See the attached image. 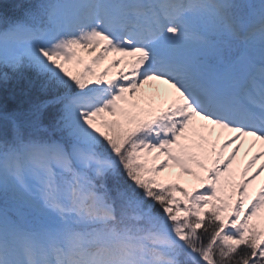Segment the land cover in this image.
<instances>
[{"label":"snow or ice","instance_id":"1","mask_svg":"<svg viewBox=\"0 0 264 264\" xmlns=\"http://www.w3.org/2000/svg\"><path fill=\"white\" fill-rule=\"evenodd\" d=\"M14 8L0 85L39 83L0 96V264H264V0Z\"/></svg>","mask_w":264,"mask_h":264},{"label":"rangeland","instance_id":"2","mask_svg":"<svg viewBox=\"0 0 264 264\" xmlns=\"http://www.w3.org/2000/svg\"><path fill=\"white\" fill-rule=\"evenodd\" d=\"M85 58L87 59L86 55H85ZM99 70L100 69H97V71H99ZM5 71H9V75H13L10 72V70H5ZM31 72L32 71L25 72L24 76L25 77H29ZM32 73H35V72H32ZM35 75H36V73H35ZM211 139H212V143H214L216 145V151L218 153L219 150H220V145H222V144L221 143H217V141H221V139L218 140L215 137H212ZM227 152H225V154H224L225 160L228 157L226 155ZM201 158H202V160L205 163L207 168L213 167V161L215 159L214 155H212L211 153H209L208 155L201 154ZM238 169L239 168H238L237 164L233 163L230 175H234L235 176L236 183H241L242 180L244 179V178H242L243 170H238ZM194 171L198 172L200 175H206V172L203 169L195 168ZM177 177H182V173L180 172V170L178 168L170 169L169 172L164 174V178H167L169 181L177 180ZM178 182L181 183L182 186L184 188H186L189 192H193L194 194L197 191H203L204 190L203 188H201L199 186V182L195 178H192V177H182V179H180Z\"/></svg>","mask_w":264,"mask_h":264},{"label":"trees","instance_id":"3","mask_svg":"<svg viewBox=\"0 0 264 264\" xmlns=\"http://www.w3.org/2000/svg\"><path fill=\"white\" fill-rule=\"evenodd\" d=\"M27 2H35V0H0V13L8 16H16L19 12L15 10L14 5ZM29 81L39 83L35 73L31 72L29 77H25L19 83L17 82V78L13 76V79L6 85H0V96L4 97V102L7 107L11 108L15 106L16 100L12 99L13 95L16 96V99H19V93L22 89L27 88Z\"/></svg>","mask_w":264,"mask_h":264},{"label":"bare ground","instance_id":"4","mask_svg":"<svg viewBox=\"0 0 264 264\" xmlns=\"http://www.w3.org/2000/svg\"><path fill=\"white\" fill-rule=\"evenodd\" d=\"M225 136H227V134H225ZM224 142H225L224 139H221V141H217V143H221V144H223ZM257 151H258L257 148H253V149L249 150V145L246 144L245 147L241 150L240 156L234 162L237 164V166L239 168L238 170L244 171L249 160L251 159L252 155L255 154ZM231 152H232V149H228V152L226 153V155L229 156L231 154ZM261 164H264V161H260V163H258L256 165V168H253L252 171L248 173V175L251 176L253 173H255L259 169ZM242 178H244L243 175H242ZM262 186H264V177H261L259 180H257L256 183L250 189V191L253 194H255L259 191V189Z\"/></svg>","mask_w":264,"mask_h":264}]
</instances>
